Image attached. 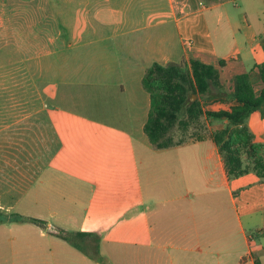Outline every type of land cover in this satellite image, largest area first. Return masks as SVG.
I'll list each match as a JSON object with an SVG mask.
<instances>
[{"label":"crops","instance_id":"crops-1","mask_svg":"<svg viewBox=\"0 0 264 264\" xmlns=\"http://www.w3.org/2000/svg\"><path fill=\"white\" fill-rule=\"evenodd\" d=\"M79 1L58 28L70 33L69 48L86 50L80 61L63 57L50 87L56 100L44 109L49 152L31 170V188L8 202L0 197V211L29 205L32 216L12 213L91 233L100 254L114 245L165 255L166 264H262L264 183L252 174L228 180L210 137L217 124L209 120L202 138L153 149L143 132L150 98L141 79L153 63L188 58L215 67L224 61L219 71L228 85L252 74L264 62V0ZM86 63L94 69L85 71ZM248 119L264 141V117L256 111ZM0 172L2 179L9 174ZM9 235H0V264H98L56 236L24 244L31 237L17 233L9 248ZM233 240L243 241L242 252L227 250ZM74 251L85 259L73 258Z\"/></svg>","mask_w":264,"mask_h":264},{"label":"rangeland","instance_id":"rangeland-1","mask_svg":"<svg viewBox=\"0 0 264 264\" xmlns=\"http://www.w3.org/2000/svg\"><path fill=\"white\" fill-rule=\"evenodd\" d=\"M79 3V0H0V170L5 169L9 173L3 175V179L0 176V197L4 202H8L10 195L12 200L14 196L17 198L19 193L31 188L28 187L32 178L31 170L36 168L40 161L43 163V155L47 157L49 152L50 134L45 122L44 109L48 107L51 99L56 100L53 98L55 88L51 90L50 87H55V84H52L56 78L55 74L58 69L64 67L63 57L68 54L69 57L80 61L84 57L82 52L86 50L69 48L66 37L68 38L70 33L61 32L58 25L64 27L67 21L69 22L71 16L66 17L65 14H69L70 6H80ZM94 67L95 63H86L84 70L91 71ZM226 78H229V75ZM85 89L87 91L83 103L88 106L91 89L88 86ZM72 90L70 88V91ZM75 91H79V88L76 87ZM195 99L196 96L191 101ZM200 123L202 126L193 125L185 133L177 126L172 130L171 135L176 141L180 138L196 140L209 134L205 120ZM248 123L249 119L245 124L248 126ZM209 124L213 123L209 122ZM3 181L8 183L9 192L7 189L1 190L4 186ZM4 209L3 212L33 215L31 207L22 203L17 208L6 210L5 206ZM47 225L48 223L37 227L29 223H6L0 225V235L6 233L9 238L11 234L12 238L7 240L9 241L7 247L11 248L16 246L17 242L13 236L17 233L31 237L30 240L21 241L24 244L34 242V239L40 241L43 235L58 237L66 234L58 228L55 229L52 223ZM248 232L253 234L254 231ZM2 243L0 241V244ZM88 246L89 250H92L93 243L88 242ZM244 248L243 241L233 240L232 248L227 247V250L239 253ZM132 250L135 249L107 245L101 254H98L97 262L98 264H154L155 262L166 264L168 258L162 254L152 257L153 254L147 255L148 252L144 249ZM235 253L233 255H236ZM73 254V258L81 257L75 251ZM1 262L3 260L0 258ZM81 264H92V262L84 260Z\"/></svg>","mask_w":264,"mask_h":264},{"label":"trees","instance_id":"trees-1","mask_svg":"<svg viewBox=\"0 0 264 264\" xmlns=\"http://www.w3.org/2000/svg\"><path fill=\"white\" fill-rule=\"evenodd\" d=\"M224 64L219 61L215 67L194 58L166 65L153 63L141 79V86L150 98L143 132L153 149L164 150L187 141L174 140L171 132L175 127L182 128L185 133L189 127L202 126L200 122L209 120L217 124L210 137L228 180L252 174L264 183V141H258L245 124L253 112L258 111L264 116V62L252 68L255 76L238 74L229 81L231 85L221 77L219 67ZM192 96H196L195 101H191ZM214 104L225 108L211 110L210 106ZM6 223L40 226L43 222L0 211V225ZM261 234L264 236V228ZM58 237L90 260L98 261L99 240L95 235L76 232ZM88 242L93 243L92 250H89Z\"/></svg>","mask_w":264,"mask_h":264},{"label":"water","instance_id":"water-1","mask_svg":"<svg viewBox=\"0 0 264 264\" xmlns=\"http://www.w3.org/2000/svg\"><path fill=\"white\" fill-rule=\"evenodd\" d=\"M193 98H194V96H192V98H191V99L193 100Z\"/></svg>","mask_w":264,"mask_h":264}]
</instances>
